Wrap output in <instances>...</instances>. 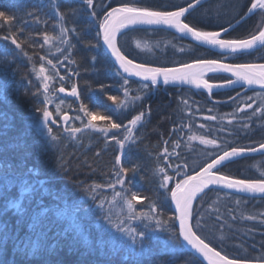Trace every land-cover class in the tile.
<instances>
[{"label": "trees", "instance_id": "trees-1", "mask_svg": "<svg viewBox=\"0 0 264 264\" xmlns=\"http://www.w3.org/2000/svg\"><path fill=\"white\" fill-rule=\"evenodd\" d=\"M190 1L94 0V4L98 7V16L102 17L108 8L119 3L167 10L182 7ZM48 3L49 0H0V10L16 17L12 31L22 28L23 32L18 33L21 40L30 36L24 50L32 57L30 62L22 53L17 55L15 45L0 39V264H203L183 247L180 240L175 243L170 239V233L158 228L155 221H127L128 226L145 232L143 243L136 246L112 228L103 219L99 202L112 200L113 190L104 185L111 181V170L119 149L115 143H106L103 133L95 130L89 129L72 137L64 129L81 126L76 116L87 122L79 111L81 103L86 104L89 111L98 113L97 123L100 124L104 116H111L116 123L127 124L133 116L146 112L145 119L134 130L135 143L129 142L120 153L121 163L129 168L139 166L137 172H129L126 176L128 195L136 192L145 198L135 205L136 211L147 212L149 202H155L162 219L167 220L175 214L170 189L167 194L159 189V176L155 173L156 156L164 148V142L169 141L166 146L171 150L172 143L179 140L181 147L176 149L179 159L173 158L170 163H186L189 173L193 168L198 170L202 161H207L208 152L223 150L191 145L187 137L193 134L217 138L221 144L225 140L231 141L228 146H254L264 142V127L259 126L260 121L255 118L248 121L259 106V100L252 109L236 111L247 97L264 94V91L248 90L239 98L222 103L210 100L203 91L171 85H150V90L145 92L141 81L127 78L129 96L139 99L129 101L128 108H117L107 97L115 95L124 99L123 80L116 75L117 68L100 41L95 39L98 25L89 19L90 10L80 0H59L60 11L67 14L65 26L77 29L76 34L70 33L73 49L69 59L75 63L69 65L64 58L68 55L64 51L66 46L59 41L43 43V32L52 36L58 32L54 9ZM250 3L251 0H207L188 13L185 22L200 30L218 31L240 18ZM73 9L79 10L75 16L71 15ZM30 12L39 15L40 21L29 16ZM258 27L259 18L252 15L224 36L244 38ZM7 32L6 25L0 26V35ZM119 47L128 58L153 66L178 65L195 59L264 63V48L223 55L163 29H131L120 36ZM180 48L184 51H178ZM8 56L11 59H6ZM42 56L51 59L57 68L52 69L47 59L41 61ZM40 63L48 70L46 74L54 75L58 71L65 76L63 84L66 88L70 89L72 83H76L80 94V100L75 102L58 93L61 84L58 77L51 82L56 91L52 96L53 103L48 107L55 123L49 121V125L53 134L60 138L58 144L51 141L38 119L40 114L35 111V107L42 104L43 96L33 95L41 81L32 67L33 64L38 67ZM69 67L78 75L68 72ZM207 78L213 82L228 79L223 74ZM101 85H104L103 90ZM238 91L215 92L212 98L228 99ZM60 100L64 101L62 107L70 117L67 123L55 113V104ZM233 115L237 118L236 123L229 125L228 120ZM209 116H216V119L209 120ZM244 123L250 124L246 132L240 130ZM181 124L188 127L173 133V129ZM230 131L235 134L229 135ZM110 134L123 138V133L116 130ZM219 171L239 179H259L264 173V155L237 158L223 164ZM92 184L101 186L94 193L95 201L85 191V186ZM116 191H122L120 185L116 186ZM17 202L19 208L15 207ZM195 205L201 219L198 234L211 246L230 258L255 260L264 254V197H245L209 189ZM108 207L106 203L105 208ZM44 208L48 211L41 216ZM111 211L114 220L127 216V210L119 200L111 206ZM73 214L79 230L65 231ZM249 216L255 218L247 219ZM34 218L40 220L39 225ZM173 225L177 230L175 220H170L166 227Z\"/></svg>", "mask_w": 264, "mask_h": 264}, {"label": "snow or ice", "instance_id": "snow-or-ice-1", "mask_svg": "<svg viewBox=\"0 0 264 264\" xmlns=\"http://www.w3.org/2000/svg\"><path fill=\"white\" fill-rule=\"evenodd\" d=\"M90 10L89 19L98 25L96 32V41H103V44L110 51L112 57H114L115 63L119 65L116 69V75L123 80L122 89L124 99L119 96L109 95L107 99L113 103L117 108H128L129 101L135 102L139 99L138 96L130 97L128 88V79L125 78L124 74L129 77L141 78L142 89L147 92L150 90V85H157L160 81H163L165 85L170 82L180 81L185 84L194 85L197 89H206L211 95L214 90L225 89L231 86L237 85L240 87H246L248 85H259L261 89H264V63H223L220 59H195L191 63H183L179 66L174 67H153L146 63H135L133 59H129L119 45L118 33H121L122 29H127L132 25H162L168 28L175 29L176 32L190 36L194 41H199L202 44L211 45L214 48H218L224 51L226 54H235L240 52H246L248 50H254L256 48H264V26H259L252 34L242 39H223L222 33L226 34L232 29L233 25L228 24V27H221L218 31H207L200 30L194 26H190L189 23L185 22L186 13H188L195 6L199 5L201 0H192L191 3H187L186 6H174L170 10H157L150 7H138L130 5L128 3H119L116 7H110L104 12L103 16H98L96 5L94 0H80ZM48 6L54 9V15L56 17L55 27L58 32L55 36L50 35L47 31L43 32V43L45 45L52 44L53 41H59L61 45L66 46L64 51L68 53L64 58L68 60V64L72 65L75 63L74 60L69 59L72 55L73 45L70 39V33L76 34L77 29L75 27H66L65 21L67 14L61 12L59 9V0H49ZM107 5H104L106 7ZM42 12V9L40 10ZM78 9L71 10V15L75 16L78 13ZM259 11L264 14V0H251L248 6L245 16L240 17V21L244 20L248 14H252ZM29 16H33L36 22L40 21V16L34 13H28ZM15 15H10L4 10H0V26L6 25L8 32L5 35H0V39L10 41L12 45L18 50L17 55L23 54L27 56L31 62L32 57L28 56V53L24 50V44L30 40V36L24 40L18 38V33H22V28H17L16 31H12L15 25ZM91 43V41L89 42ZM94 46V45H93ZM139 47V45H137ZM57 51H61L57 48ZM178 51L183 52L184 49L180 48ZM227 58V57H225ZM11 59V56L6 57ZM41 61L47 59V57H40ZM93 62L95 57L92 58ZM47 64L52 69L57 68V64H54L51 59H47ZM32 71L35 73L37 78L40 79V87L36 89L33 95H42L43 102L40 106L35 107V111L40 114L38 119L42 122L43 129L47 130L48 136L54 144H58L60 138L53 134V130L49 125L53 118V112L49 110V105L53 103L52 96L55 95V91L51 82L59 78L61 82L58 88L59 93H66L68 96L75 97L76 100H80V94L77 90V84L72 83L70 90L63 84L66 77L60 75L59 72H55L54 75L46 74L47 69L43 63H40L37 67L33 64ZM72 75H78L73 72L71 67L67 69ZM230 73L235 79H227L220 83L210 82L207 77L209 73ZM242 81L243 84H238ZM31 83V82H30ZM103 90L104 85L100 86ZM27 94V93H26ZM240 93H237L236 97H229V101L235 100L240 97ZM259 100V106L254 109L251 116L248 117V121H252L253 118L260 121L259 126L264 127V94L255 93L253 97H247L244 103L236 109L237 112H242L244 109H252L254 104H257ZM187 103V101H185ZM63 100L55 104V113L60 116V119L68 122L69 115L63 109ZM79 111L84 114L87 118V122L80 116H76L75 119L81 121L80 127H66L64 129L70 136L76 137L77 134L83 133L89 129L95 130L96 132L103 133L104 140L106 143H115L119 149L118 154L115 156V163L112 167V178L109 183L104 187L113 190L112 200H105L99 202L103 219H105L112 228H115L118 232L123 233L128 238L133 246L141 245L145 239V232L128 226L127 221L131 220H149L155 221L158 228H163L165 231L170 233V239L175 243H179L182 237L197 253H199L208 264H264V254H261L258 259L252 260L248 258H229L227 254H222L221 251H217L215 247L210 246V242H206L198 234V229L201 228V219L196 214V205L194 200L198 199V194H202L209 185L217 186L218 190H235L238 193H258L264 194V173H261L259 179H238L229 175L221 174L219 168L223 166V163L229 161L231 158L239 157L245 153H256L260 152L264 155V142H260L256 145L246 146H228L231 141L225 140L224 144L218 142L217 138L207 139L203 136H196L193 134L188 139L199 140L201 144L206 146H212L215 149H223L218 152H208L207 161H202V166H199V171L191 169L194 172L193 175H189V167L185 163L183 165H173L168 163L173 158L179 159V153L176 149L181 147L179 140L172 143V151L165 146L160 153L156 156V168L155 173L159 176V189H162L165 194L170 189V199L175 204V214L170 216L167 220L162 219V215L159 212L155 202H149V210L136 211L135 205L140 203L142 199L136 192L128 193L130 189L126 187L128 181L126 176L129 172L135 173L139 170L138 165H133L131 168L124 167L121 163V154L129 142L135 143L137 137L134 135V130L138 124H140L146 117V112H140L139 114L132 117L127 124L116 123L111 116L102 117L103 123H97L98 113L89 111L86 104L81 103ZM209 120H215L216 116L207 117ZM236 116L233 115L228 120V124L232 125L236 123ZM188 125L181 124L173 129V133L182 131L183 128H187ZM203 127V125H201ZM250 127L249 123H244L241 126L242 131H247ZM113 130L116 132H122L123 138H118L116 134H110ZM189 131L191 129L189 128ZM224 131V129H221ZM235 133L229 132V135ZM165 145L169 141L164 142ZM214 157V158H213ZM163 163V166L161 164ZM169 172H173L175 175H170ZM43 182L41 181V184ZM174 184V186H173ZM120 185L122 191H116V186ZM100 185L92 184L86 185L85 191L92 196L95 201L97 197L94 195L96 190L100 188ZM27 191V190H25ZM122 201L123 207L127 210L126 218L121 217L118 220H114L112 216L111 206L116 201ZM109 207L105 208V204ZM239 204V201H237ZM19 208V203L15 205ZM48 211L47 208L41 210L40 215L43 216ZM235 217H233L234 219ZM255 217L249 216L247 219H254ZM37 225L40 224L38 218H34ZM170 220L179 221V229L176 230L174 225L166 227ZM147 228V225H145ZM77 228L75 224V216L73 214L70 219L68 227L65 231ZM85 240L87 237L85 236Z\"/></svg>", "mask_w": 264, "mask_h": 264}, {"label": "water", "instance_id": "water-1", "mask_svg": "<svg viewBox=\"0 0 264 264\" xmlns=\"http://www.w3.org/2000/svg\"><path fill=\"white\" fill-rule=\"evenodd\" d=\"M205 1H207V0H201V2L199 3V5H201L203 2H205ZM192 2V1H191ZM191 2H189V3H191ZM199 5H197V6H199ZM186 6V5H185ZM197 6H195L193 9H195ZM193 9H191L189 12H191ZM188 12V13H189ZM188 13H186V15L188 14ZM240 20V19H239ZM237 23H234V24H232L233 25V27H234V25H236ZM232 27V28H233ZM137 28H143V29H164V30H168V31H170V32H172V33H174V34H176L177 36H179V37H181V38H184V39H186V40H188V41H191L192 43H195V44H197V45H199V46H201V47H204V48H207V49H210V50H212V51H215V52H217V53H224V51L223 50H221V49H218V48H214L213 46H211V45H207V44H202L201 42H199V41H194L190 36H185L184 34H181V33H178V32H176V30L175 29H171V28H168L167 26H162V25H159V26H157V25H154V26H148V25H132V26H129L127 29H122L121 30V33H118V37L120 38V36L122 35V34H124L125 32H127V31H129V30H131V29H137ZM223 34V33H222ZM101 44H102V47L104 48V50H105V52L108 54V56L110 57V59L112 60V62L114 63V65L116 66V68H118L119 67V65L118 64H116L115 63V60H114V57H112V55H111V53H110V51L106 48V46L103 44V41L101 40ZM119 46V45H118ZM259 48V47H258ZM257 49V48H256ZM256 49H254V50H256ZM250 51H253V50H248V51H246V52H250ZM240 53H245V52H240ZM239 54V53H238ZM135 62V61H134ZM192 61H190V62H186V63H191ZM221 62H223V63H230V62H225V61H221ZM135 63H138V62H135ZM183 64V63H182ZM231 64H236V63H231ZM180 64H178V65H173V66H169V67H174V66H179ZM150 66H152V65H150ZM153 67H159V66H153ZM210 74H223V75H226L229 79H235V77H232L231 76V74L230 73H224V72H218V73H209V74H207V75H210ZM125 75V77L126 78H128V79H133V80H137V81H141V78H139V77H134V76H132V77H129L127 74H124ZM214 83V82H213ZM215 83H220V82H215ZM158 84H163V85H165L164 83H163V81H160ZM238 84H243V82L242 81H240V82H238ZM169 85H174V86H179V87H188V88H191V89H194V90H200V91H204V92H206L207 94H209L208 93V91L206 90V89H203V88H200V89H197L194 85H189V84H185V83H183V82H180V81H174V82H170L169 83ZM229 89H241L238 93H243V92H246V91H248V90H261V91H264V89H261V87L259 86V85H248V86H246V87H240V86H237V85H234V86H231V87H229V88H225V89H217V90H214L213 91V93L214 92H219V91H225V90H229ZM212 93V94H213ZM61 96H65V95H67L66 93H59ZM237 95V94H236ZM235 95V96H236ZM68 96V95H67ZM235 96H233V97H235ZM68 97H70L71 99H74L76 102H78V100H76V98L75 97H71V96H68ZM69 115V114H68ZM259 154H261L260 152H256V153H245V154H242L241 156H239V157H234V158H231L229 161H231V160H234V159H236V158H240V157H245V156H249V155H259ZM226 162H228V161H226ZM226 162H224V163H226ZM223 163V164H224ZM199 171V170H198ZM189 174V173H188ZM194 173H192V174H189V175H193ZM209 189H217V186H212V185H209L208 186V188L207 189H205L204 190V192H206L207 190H209ZM222 191H225V192H228V193H232V194H237V195H241V196H245V197H253V198H262V197H264V194H258V193H238V192H235V190H227V189H223ZM204 192L202 193V194H204ZM202 194H198V197H200ZM171 200V199H170ZM197 200V199H196ZM196 200H194V203L196 202ZM171 206H172V210L174 211V213H175V204H174V202H172L171 201ZM175 225H176V227H177V230L179 229V221L178 220H175ZM180 242H181V244L185 247V249H187V251H189V252H191V253H193L203 264H208V262L206 261V260H204L203 259V257L199 254V253H197L190 245H188L187 244V242L186 241H184L183 240V238L181 237L180 238ZM211 246V245H210Z\"/></svg>", "mask_w": 264, "mask_h": 264}, {"label": "bare ground", "instance_id": "bare-ground-1", "mask_svg": "<svg viewBox=\"0 0 264 264\" xmlns=\"http://www.w3.org/2000/svg\"><path fill=\"white\" fill-rule=\"evenodd\" d=\"M198 7V6H197ZM97 10H98V7L96 8ZM167 10H170V9H167ZM194 10V9H193ZM247 12V10L242 14V16H245V13ZM190 13V12H189ZM252 15H254L256 18H259V14L258 13H252V14H248L246 17H245V19H247L248 17H250V16H252ZM241 16V17H242ZM239 19L240 18H238V19H236L232 24H234V23H236V21H239ZM244 19V20H245ZM244 20H242V21H240L239 23H237L236 25H234V27L233 28H235V27H237L240 23H242ZM164 30V29H163ZM168 31V30H167ZM225 34L223 33L222 34V37L221 38H223V39H231V38H226L225 36H224ZM244 38H246V37H244ZM236 39H242V38H236ZM100 43H101V40H100ZM101 46H102V44H101ZM104 49V48H103ZM257 49H259V48H257ZM256 49V50H257ZM210 50V49H209ZM212 51V50H211ZM253 51H255V50H253ZM215 52V51H214ZM250 52H252V51H250ZM245 53H247V52H245ZM220 54H223V55H233V54H226V53H220ZM235 54H238V53H235ZM239 54H241V53H239ZM130 59V58H129ZM112 61V60H111ZM222 61V60H221ZM136 62V61H135ZM225 62H227V61H225ZM139 63V62H138ZM230 63H233V62H230ZM243 63H248V62H243ZM249 63H256V62H249ZM114 64V63H113ZM237 64V63H236ZM169 66H173V65H167V66H161V67H169ZM116 67V66H115ZM126 78V77H125ZM229 79V78H228ZM210 82H213V81H210ZM215 83V82H214ZM160 85H163V84H160ZM167 85H169V84H167ZM163 86H165V85H163ZM171 86H173V87H179V86H174V85H171ZM184 88H188V87H184ZM189 89H191V88H189ZM192 90H194V89H192ZM229 90H231V89H229ZM226 91V90H225ZM220 92V91H219ZM215 93V92H214ZM79 101V100H78ZM53 119V118H52ZM51 121V120H50ZM63 121V120H62ZM164 145H165V143H164ZM166 146V145H165ZM164 146V147H165ZM169 151H172V149L170 150L169 149ZM195 204V203H194ZM184 247V246H183ZM213 247V246H212ZM185 248V247H184ZM187 250V249H186ZM217 250V249H216ZM217 251H219V250H217ZM222 253V252H221ZM223 254V253H222ZM230 258V257H229Z\"/></svg>", "mask_w": 264, "mask_h": 264}, {"label": "rangeland", "instance_id": "rangeland-1", "mask_svg": "<svg viewBox=\"0 0 264 264\" xmlns=\"http://www.w3.org/2000/svg\"><path fill=\"white\" fill-rule=\"evenodd\" d=\"M108 10V9H107ZM106 10V11H107ZM255 13H258L259 14V26H264V14H262V13H260L259 11H257V12H255ZM63 122V121H62ZM190 137V136H189ZM189 137H187V141L189 142V143H191V145L192 144H200V146H206V145H204V144H201L200 143V141L197 139V140H189L188 138ZM198 137H200V135H198ZM210 146V145H209Z\"/></svg>", "mask_w": 264, "mask_h": 264}, {"label": "flooded vegetation", "instance_id": "flooded-vegetation-1", "mask_svg": "<svg viewBox=\"0 0 264 264\" xmlns=\"http://www.w3.org/2000/svg\"><path fill=\"white\" fill-rule=\"evenodd\" d=\"M228 102V101H227ZM171 152V151H170ZM168 163H170V161H168Z\"/></svg>", "mask_w": 264, "mask_h": 264}]
</instances>
